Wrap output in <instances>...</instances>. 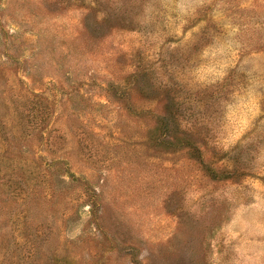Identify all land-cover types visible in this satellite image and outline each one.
I'll list each match as a JSON object with an SVG mask.
<instances>
[{"label":"rangeland","instance_id":"1","mask_svg":"<svg viewBox=\"0 0 264 264\" xmlns=\"http://www.w3.org/2000/svg\"><path fill=\"white\" fill-rule=\"evenodd\" d=\"M0 264H264V0H0Z\"/></svg>","mask_w":264,"mask_h":264}]
</instances>
